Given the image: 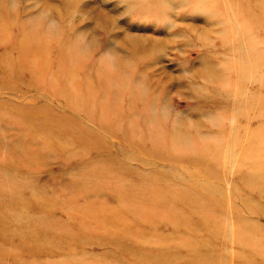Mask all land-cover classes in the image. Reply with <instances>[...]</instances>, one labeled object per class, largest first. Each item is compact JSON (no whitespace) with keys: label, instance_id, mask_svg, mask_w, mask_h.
<instances>
[{"label":"rangeland","instance_id":"1","mask_svg":"<svg viewBox=\"0 0 264 264\" xmlns=\"http://www.w3.org/2000/svg\"><path fill=\"white\" fill-rule=\"evenodd\" d=\"M135 3L0 0V220L13 219L1 221L0 264H190L198 248L207 264H262L264 104L231 107L240 84L229 87L221 73L234 76L223 62L232 57V44L221 43L216 32L222 25L206 18L204 5L195 13L181 3V10L172 7V14L154 19L136 13ZM238 3L253 8V0L233 1ZM259 9L251 12L260 24ZM262 29L251 30V42L264 58ZM24 32L51 43L39 49L44 60L18 56L15 46ZM131 37L140 40L138 56L148 59L132 56ZM78 47L77 69L57 63ZM103 66L113 75L121 72L129 86L115 95L113 107L131 108L132 94L144 92L146 105L147 94L155 96L156 114L186 137L184 151L172 148L170 157L155 160L147 154L151 148L129 146L113 136L118 131L111 136L95 121H84L83 110L74 106L83 89L85 99L96 90L91 81L80 87L82 75ZM136 74L142 90L134 84ZM245 94L249 103L264 99L255 82ZM134 103L136 139L150 145L155 139L143 129L144 106ZM82 127L88 135L97 131L104 145H91ZM201 209L207 217L196 213Z\"/></svg>","mask_w":264,"mask_h":264},{"label":"bare ground","instance_id":"2","mask_svg":"<svg viewBox=\"0 0 264 264\" xmlns=\"http://www.w3.org/2000/svg\"><path fill=\"white\" fill-rule=\"evenodd\" d=\"M133 3H135L134 0H131ZM234 0H229V1H224V0H137L135 3L136 8V13H138L140 16L149 18L152 17L154 19L158 17H167L172 14V7H175V9L181 10L182 6L180 5L181 3H186L189 5L188 8L190 10H197V5L202 4L204 5V9L202 10V13L206 16L207 19H218L222 25L223 31H221V34L216 32L218 36H220V41L222 44L227 45L228 42L229 44H232L230 53L232 54V57H226V61L223 60V62H228V68L232 72H234L233 78H228L224 74V71L222 70V76L224 79V83H230L229 87L231 86V83L234 85H239L236 89V93H232L231 96V107L235 109H239L241 106L242 108H245V106H249L250 108H258L261 107L264 104V99H258L259 101H253L252 103L247 102V96H246V91L247 87L251 86V82L257 83L261 89L264 91V58L260 54L259 48H257L256 44L252 43V34L251 30H255L256 28H261L263 27L264 29V0H253V8L249 5L244 6V4L238 3V5H233ZM237 2V0H235ZM261 2V4H260ZM201 5V6H202ZM223 6V11L221 7ZM229 6V9H228ZM200 8V7H199ZM259 9V12L257 13H262L263 15V21L262 23L259 24L257 21V15L256 13H252L251 10H257ZM168 9L171 10V12L167 11ZM195 13H197L195 11ZM245 14L247 18L243 17L242 14ZM172 16V15H171ZM246 19V20H245ZM1 20V18H0ZM1 22V21H0ZM167 24V23H166ZM215 25V24H214ZM218 27V25H215ZM245 26H253L255 29H246ZM249 27V28H250ZM194 29V28H193ZM262 29V30H263ZM193 31V30H192ZM194 32V31H193ZM204 31H199V36H203ZM206 33V32H205ZM25 38H21L20 40L17 41L16 50L18 53V56L20 58H27L28 56L36 55V56H42L44 54L39 53V49L41 48H49L51 46H48L47 42L45 39L39 38L34 36L31 33H25ZM205 38V37H204ZM132 41V47L130 48V52L133 54L132 56L137 60L140 58V60L143 59H148V58H141L137 54L139 47H137V44L140 43V40L137 37H131L130 38ZM149 39H146V41ZM158 41V40H157ZM240 41V42H239ZM245 43H244V42ZM128 42V41H127ZM160 42V41H158ZM140 45V44H139ZM151 46V44H149ZM148 45V47H149ZM160 45V43H159ZM29 46H32L30 50H28ZM131 46V45H130ZM163 46V45H162ZM165 47V46H164ZM78 50L74 52H67L66 55H62L57 63L59 62H65V66L67 70L69 68H78V63L76 64L75 59L81 58V47L77 48ZM136 52V54H135ZM30 53V55H29ZM135 54V55H134ZM141 54V52H140ZM5 57H7L6 54H4ZM116 56V55H115ZM46 56H42L37 58L38 60H44ZM49 58V57H48ZM118 62L121 61V59L117 56ZM125 58V57H124ZM69 61V63H68ZM122 63V62H121ZM58 65V64H57ZM80 68V67H79ZM203 72L205 74V78L209 79L211 76L209 72V66L207 64H203ZM78 72L80 73L81 70L78 69ZM88 74H85L84 76L82 75V80H81V85L80 87L84 86L85 84L89 85V81L92 82V86H94V89L96 90V93H94V96H90L89 99H85L84 96L88 95L87 91H85L87 88L83 89V93L80 94L81 98L77 100L79 104L77 106H74L76 109L83 110V117L84 121H90V122H96L97 125L99 124V129L107 133L108 135H113L114 131H118L116 135L113 136H118V138L124 139V143L129 145V146H134L137 149H142L143 151L150 149V153L147 152V154H150V157L153 156V159H163L170 157L173 154V149L175 148L176 150H179L181 153L184 151V148L187 147V144L185 142L186 137L184 139L179 136V133L177 132L178 128L175 129L177 126L176 124H170L169 122H166L164 116L157 115L156 114V105L157 102H154L151 104V101L155 100V96L153 95H148L149 101L148 104L143 103V95L144 92L141 93V97H136L133 94L128 96L129 97V102L131 104V108L125 111H121L116 107H113L114 105V99L117 102L116 97L119 96V93L122 91V93L125 94V91H128L129 86L125 83V78L122 76L121 72H118V74L115 73L113 75L112 72H109L107 68L104 66L101 68H98L97 71L92 72L91 74L89 71H87ZM64 78L67 77V75H63ZM132 78L134 79V84L138 87V89H143L142 86V80L138 79L137 74L135 77ZM232 81V82H231ZM115 82L118 83V88H116ZM155 83V82H154ZM141 85V88H139ZM51 86V83L49 84L48 87ZM128 87V88H127ZM162 89V88H161ZM160 90V88L158 89ZM151 91V90H150ZM131 90H129L128 93H130ZM66 94V92L64 91ZM226 93V92H224ZM143 94V95H142ZM112 95V100H109V96ZM116 95V97H115ZM104 96V99H103ZM160 96V95H159ZM158 96V98H159ZM233 96H235L233 98ZM82 98H84L85 101H82ZM107 99V101L105 100ZM136 99L141 102L144 107L142 108L143 112L142 115V124L143 129L148 131L149 134L153 133L152 135L154 136L153 141L150 145H146L145 143H141L136 137H138L137 133V115L135 114V111L137 110L135 107V101ZM244 99L246 102H241V100ZM117 104H120L117 103ZM238 104V105H236ZM133 105V106H132ZM140 105V106H141ZM162 106H166V103L163 102ZM162 107V108H163ZM91 109H93L96 112H91ZM156 110V111H155ZM136 115V116H135ZM106 121H109L108 123L111 122L109 125H103ZM119 129H113L117 126ZM140 123V122H138ZM262 127V126H260ZM94 129H98L97 127ZM85 130H88L85 127H82L80 133L83 135V137L90 139L91 145L98 146L94 143L95 140L99 143V139L97 138L98 135H96V132L93 131H88L89 135L86 134ZM135 131V132H134ZM96 136V138H94ZM132 136V137H131ZM99 137V136H98ZM100 138V137H99ZM133 139V140H132ZM135 139V140H134ZM94 140V141H91ZM146 142V141H145ZM151 142V141H150ZM135 143H139L136 144ZM194 143L191 144L190 147L193 146ZM100 147L104 145V142L99 143ZM100 150L95 149V154L96 152H99ZM189 151V149H188ZM190 151H199L197 149H190ZM111 154V153H110ZM229 156V155H228ZM175 157V156H174ZM173 157V159H174ZM187 158L184 154L182 160H185ZM129 160V159H128ZM114 161V160H112ZM131 161V160H129ZM193 163H198V162H193ZM4 189V188H3ZM121 190H125V186H121ZM6 190H1V192H5ZM8 192L12 193V190H8ZM137 191L131 192L132 195ZM7 194V193H6ZM146 195V194H145ZM143 195V196H145ZM142 196V197H143ZM115 205H117V208L120 204V200H115ZM122 203V202H121ZM125 207H123L124 209ZM161 208V206H160ZM69 209V208H68ZM76 209V208H75ZM72 211V210H71ZM83 211V210H81ZM86 211V209H85ZM109 211V210H108ZM118 211V210H117ZM193 211V210H192ZM191 211V213H192ZM65 212V211H64ZM100 212V211H99ZM204 212V211H203ZM202 209L201 212L196 211V213L202 218L207 217L203 215ZM102 213V212H101ZM113 213V212H112ZM195 213V212H194ZM99 215V214H98ZM108 215V214H107ZM122 215V214H121ZM78 220L79 218L77 215H74ZM90 216V215H89ZM94 216V215H93ZM104 219L106 216H101ZM12 216H7L4 217L2 220L3 221H8L13 219L11 218ZM94 218V217H93ZM92 218V219H93ZM168 221L172 220L170 216L166 217ZM175 219V218H174ZM2 220H0V231H3L5 226H2ZM90 220V219H89ZM135 220V219H134ZM81 221V220H79ZM139 223L143 221V219L137 220ZM174 221V220H172ZM45 223H48V221H44ZM6 224V223H5ZM92 224V223H91ZM84 228V227H83ZM90 228V227H89ZM177 229V228H176ZM207 233H211L207 231ZM199 251H201L200 248H198ZM197 251V252H199ZM195 250L191 252V258H190V264H207L206 257L199 256ZM173 259V258H172ZM171 260V259H170ZM162 260H158L157 264H160ZM261 263L264 264V260H261ZM236 264V263H235Z\"/></svg>","mask_w":264,"mask_h":264}]
</instances>
